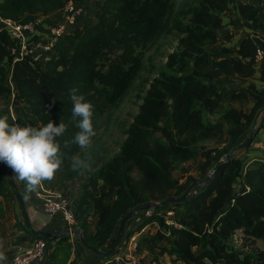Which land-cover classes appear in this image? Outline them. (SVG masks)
Instances as JSON below:
<instances>
[{"label":"trees","instance_id":"1","mask_svg":"<svg viewBox=\"0 0 264 264\" xmlns=\"http://www.w3.org/2000/svg\"><path fill=\"white\" fill-rule=\"evenodd\" d=\"M87 1L0 0V18L26 24L61 12L69 2L83 7L88 13L91 3ZM263 1L196 0L185 11L176 12L178 16H190V22L183 27L187 35L183 43L185 55L192 62L191 73L181 76L162 74L161 80L142 98L139 112L126 130L119 154L108 159L89 178L81 196L77 198L73 192H66L75 204L73 230H79L83 239L95 242L97 246L111 247L118 236L121 220L134 212L133 218L139 215L142 220L126 233L127 239L148 224L155 223L160 228L153 235L140 236V245L142 243L149 251L158 249L160 254L167 253L183 264H264V250L242 253L229 243V239L240 231L244 237L264 244V158L243 171L242 161L233 155L219 165L206 186L191 193L184 201L152 209L148 217L140 209L151 203L178 198L185 192L193 180L190 178L185 184L178 185L171 171L179 158L198 157L196 143L206 139L218 141L224 135L229 138L224 153L215 148L200 153L201 161L197 166L200 182L253 123L255 109L246 113L242 108L229 107L222 116V121L229 124L226 130L222 121L204 122L202 114L204 109L220 108L227 98L232 102L247 101L250 90L228 94L218 89L216 81L223 77L253 76L257 43L251 35L241 36L233 48L222 50L227 56L216 51L208 53L202 46L216 43V32L226 25L224 15L232 8L236 9L245 28L264 32ZM170 11L169 0H96L89 19L82 21L84 13L83 19L56 41L53 54L46 62L34 61L30 56L20 58L17 44L0 22V97L8 101L12 98L16 116L13 122L6 109L8 123L40 127L54 121L66 125L65 133L58 137L63 165L52 181L42 182L43 186L55 189L74 181L80 174L72 170V157L87 158L79 146L72 143L79 131L76 126L79 118L72 116L69 90L77 88L78 94L94 108L122 97L135 75L133 66L123 69L129 63L127 56L132 44L145 42L156 35ZM121 51L123 53L119 55ZM117 52L120 53L116 55ZM107 61L110 64L108 70L104 65ZM258 73L260 81L264 82V61ZM8 74L12 89L5 84ZM252 95L257 107L261 105L259 96ZM167 99L171 100L170 127L160 125L168 115ZM134 172L138 176H132ZM11 174L25 206L34 192L26 194L25 184L14 179L12 171ZM14 199L16 196L4 164L0 163V223L6 215L3 203ZM164 207L166 209L162 210ZM177 209H182L178 216ZM167 212L173 213L170 217L172 225L166 223ZM91 215L96 219L92 231L88 227ZM21 224L25 238L34 239L24 223ZM52 234L47 243H67V236L59 232ZM162 242L169 243L170 247L160 245ZM194 248L199 250L193 251ZM103 263L116 264L107 260Z\"/></svg>","mask_w":264,"mask_h":264},{"label":"rangeland","instance_id":"2","mask_svg":"<svg viewBox=\"0 0 264 264\" xmlns=\"http://www.w3.org/2000/svg\"><path fill=\"white\" fill-rule=\"evenodd\" d=\"M95 1L96 0L89 1V3H91V5L89 4L90 11L88 13L84 12V20L89 19L90 14H92ZM192 1L196 2V0H169L171 11L166 17L164 23L161 25L158 33L145 42L143 41L138 44H132V50L127 56L129 63L124 65L123 69L127 70L133 66L132 68L135 69L134 79L122 97L116 99L111 104L107 103V105H95L92 122L97 135L92 138V143L89 148L81 149L85 157H94L92 171L85 172L84 175H80L74 181L66 182L64 185L62 184L55 189H61L67 193L73 192L75 195L78 194L81 196L83 185L89 180V178L93 176L101 167H103L108 159L119 154L120 147L126 139V130L132 124L134 116L139 112L138 108L142 104V98L158 80H161L162 74L167 76H181L191 73L192 62L190 61L191 59L185 55L186 46L183 43V40H185L187 36L183 31V27L185 24L190 22V16L184 14L178 16V13L176 14V12L185 11V8L188 7ZM244 1L256 2V0ZM261 6L263 8L261 16L264 18V1L261 2ZM63 9L61 10V16ZM224 16H226V18H224L223 23L226 25L216 32V43L214 45H203V50L208 53L216 51L220 55L227 56V54H222V50L224 48H233L239 37L247 34L251 35L257 43V46L264 50L263 31L260 29L249 30L245 28L242 25L235 8H232ZM119 53L120 52H117L116 55ZM122 53L123 51H121L119 55ZM263 61L264 57L262 60L256 62L255 72L253 76L249 78L232 76L223 77L216 81L218 89L225 90L228 94L238 91H246L247 89L250 90V92L247 93L248 99L246 102H232L229 98H227L220 108L213 110L204 109L202 114L204 122H221L223 114L229 109V107L242 108L246 113L255 109L256 112L253 123L245 128V132L240 135L236 143L231 148L233 149L234 147L240 146L250 133L256 132L252 136L251 142L247 147L239 149L234 153V156L242 161L243 171L245 168L251 166L255 161L264 158V82L260 81L258 73L259 67ZM104 65L106 70H108L110 65L109 62H105ZM5 84L12 89L13 85L10 74L6 77ZM252 94L259 96L258 102L260 100L262 101L261 105L258 107ZM13 103L12 98L8 101L7 98L0 97V117H5L4 112L8 109L12 121L15 122L16 116L13 111ZM167 104L168 115L160 122V125L170 127V99H167ZM222 123L224 124L225 130L229 128L228 123L225 121H222ZM228 144L229 138L226 135L218 141L216 139H206L203 142L196 143L194 146L197 148L198 157L190 160L179 158L175 163L176 167H174L171 171L173 179L177 181L178 185L185 184V182L190 180V178L193 182H198L199 177L197 166L201 161L200 153L203 150L213 148L219 149L221 153H224V151L228 149ZM224 156L221 157L219 161H222ZM132 176H138V173L134 172ZM17 183L19 184V182ZM40 186H42L45 190H54L47 188L42 184ZM236 189H240V187L237 186ZM38 190L39 186L29 199L33 198L34 194ZM16 202L18 203L17 199L7 200L3 203L6 215L0 223V237L6 233L11 235L13 232L12 230L14 229H21L20 223L23 221L22 216L19 215L21 208ZM164 209H166V207L162 208V210ZM181 210L182 209H177V216L181 213ZM138 216L129 220L125 224V237H123L121 244L116 248L115 254L106 260L114 261L116 264H183L180 261H176L174 257L167 253L160 254L158 249L149 251L143 247L142 243L140 245L141 235L146 233L153 235L160 229L155 223L148 224L140 232L134 234L129 239L126 238V233L140 224L142 219ZM20 217L21 221L17 224L16 220H19ZM168 219H170V217H168ZM10 222H12L13 226L11 231L9 229L7 232V225ZM95 223V217L92 215L89 216L88 227L90 231L94 229ZM84 240L100 252H107L111 248L109 245L97 246L95 242L89 241L88 239ZM229 243L236 250L242 253L264 250V244L261 241L248 239L244 237L240 231H237L229 239ZM160 245L167 248L170 247L169 243L162 242ZM133 246L135 247L133 248ZM192 250L194 251L199 249L194 248Z\"/></svg>","mask_w":264,"mask_h":264},{"label":"clouds","instance_id":"3","mask_svg":"<svg viewBox=\"0 0 264 264\" xmlns=\"http://www.w3.org/2000/svg\"><path fill=\"white\" fill-rule=\"evenodd\" d=\"M72 102V116L79 118V131L74 135L72 143L80 149H87L92 138L97 135L92 122L94 106L85 101L77 88L69 90ZM66 125L49 121L46 125L33 127L8 123L7 117H0V163L11 169L14 179L25 184V192H34L44 181H52L63 165V153L58 137L63 136ZM67 146V143L66 145ZM92 158L82 159L79 155L72 157L73 171L84 175L92 171ZM6 257L0 253V260Z\"/></svg>","mask_w":264,"mask_h":264},{"label":"built area","instance_id":"4","mask_svg":"<svg viewBox=\"0 0 264 264\" xmlns=\"http://www.w3.org/2000/svg\"><path fill=\"white\" fill-rule=\"evenodd\" d=\"M83 7L76 6L72 2L65 5L62 16L59 20L52 23L48 28V41L45 44L35 43L30 46L29 35L41 25V19H36L32 22L21 24L11 19L0 18V22L8 35L15 41L19 48V57L30 56L34 61L46 62L53 54V47L56 41L64 34L70 32L77 22L83 19ZM86 21V20H82ZM264 50L257 46L256 61L262 60ZM35 199L41 206L43 212L51 217H59L66 224L68 230H73L75 224L74 204H72L70 195L61 189L45 190L39 186V190L34 194ZM150 210L145 211V217L150 215ZM173 215L172 212H167L166 223L172 225L173 222L168 219ZM47 241L34 238L27 240L19 248L18 253L11 259L9 264H34L40 261L46 253ZM135 246H133L134 248ZM66 264H82L80 262H68ZM105 264V263H103Z\"/></svg>","mask_w":264,"mask_h":264},{"label":"crops","instance_id":"5","mask_svg":"<svg viewBox=\"0 0 264 264\" xmlns=\"http://www.w3.org/2000/svg\"><path fill=\"white\" fill-rule=\"evenodd\" d=\"M90 1V0H88ZM61 18V12H55L41 17V25L34 29L29 35L30 46L35 43L45 44L48 41V28L55 21ZM240 189H237L239 191ZM78 198V194L76 195ZM25 211L29 225L33 230L39 233H51L56 231L67 230L66 224L59 217H51L45 214L38 202L27 199L25 202ZM19 215H23L20 209ZM140 218V216H139ZM21 221L17 219V224ZM24 223V219L22 221ZM21 224V223H20ZM22 225V224H21ZM13 224L10 222L7 225V232L11 231ZM12 234H4L0 237V253H3L6 259L0 260V264H9L11 259L18 253L19 248L27 239L25 232L22 230H12ZM68 237V241L56 244L54 241L48 243L45 256L34 264H66L68 262H80L82 264H103L104 260L96 257L87 251L78 241L75 236L64 235ZM50 259V261H49Z\"/></svg>","mask_w":264,"mask_h":264},{"label":"water","instance_id":"6","mask_svg":"<svg viewBox=\"0 0 264 264\" xmlns=\"http://www.w3.org/2000/svg\"><path fill=\"white\" fill-rule=\"evenodd\" d=\"M256 132H253V133H250L249 136L246 138V140L240 145V146H237V147H234L233 149H231L229 151V153L224 157V159L222 161H219L217 162L214 167L210 170V172L208 173V175L205 177L204 180L200 181V182H193L191 183L188 188L185 190V192L178 198H170L162 203H151V204H148V205H145L143 207H141V212H145V211H149V210H152V209H155L157 207H160L164 204H167V203H177V202H182L184 201L191 193H193L194 191L198 190L199 188H202L204 186H206L209 181L211 180V177L212 175L214 174V172L217 170V168L219 167V165H221L223 162L227 161L231 156L234 155V153L239 150V149H242V148H245L247 147L250 142H251V138L252 136L255 134ZM4 170H5V174L7 176V179L9 181V184H10V187L12 188V191L13 193L15 194L16 196V199L18 201V204L20 205V208H21V212H22V215H23V219H24V225L26 227V229L28 230V232L30 233L31 236H33L34 238H38V239H42V240H45V241H49L52 239L53 237V234L52 232L51 233H39V232H36L35 230H33L31 228V226L29 225V222L27 220V216H26V211H25V208H24V205L21 201V198L19 196V193L17 191V188H16V185L12 179V174H11V169L8 168L5 164H4ZM133 216H134V212H130L128 213L120 222V229H119V233H118V236L115 240V242L112 244L111 248L109 251L107 252H100V251H97L95 248H93L91 245H89L82 237V234L79 230H63V231H56V232H59L61 233L63 236L64 235H70V236H75L78 241L80 242V244L87 250L89 251L91 254L95 255L96 257L100 258L101 260H106L108 258H110L111 256H113L115 254V251H116V248L121 244L122 242V239L124 237V227H125V224L133 219ZM53 240H55V238H53Z\"/></svg>","mask_w":264,"mask_h":264}]
</instances>
